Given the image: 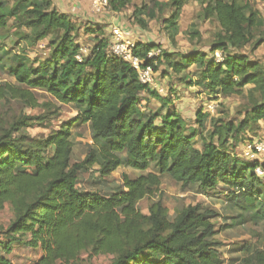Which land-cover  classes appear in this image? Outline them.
<instances>
[{
  "label": "trees",
  "instance_id": "1",
  "mask_svg": "<svg viewBox=\"0 0 264 264\" xmlns=\"http://www.w3.org/2000/svg\"><path fill=\"white\" fill-rule=\"evenodd\" d=\"M188 1L149 0L137 5L135 0H110L109 8L121 12L132 7L134 22L144 30L148 20L163 17L172 48L163 51L156 49L160 44L136 42L130 49L141 68L150 67L155 74L165 66L182 74L201 66L197 84L210 94L240 95L248 85H253L252 94H259L238 125L216 126L211 139L202 138L201 149L194 140L202 137L209 113L199 111L197 129L189 130L176 111L162 114L163 98L157 110H144L140 97L144 91L150 94L149 84L141 82L139 70L130 62L111 54L112 40L102 37L100 29L86 31L94 35L95 44L84 55L76 42V24L52 0H18L13 9L8 0H0V28L7 27L12 15H19L21 27L26 28L22 39L29 46L51 37L46 62L31 65L22 56L11 61L15 82L0 84V117L2 103L12 101L50 110L53 104L43 95L78 110L75 118L39 142H28L21 131L43 117L23 113L11 121L0 120V212L9 206L12 214L1 228L0 244L10 256L16 245L40 250L36 264H73L84 253L91 258L110 257V264H227L215 251L213 219L218 212L214 208L188 205L172 216L162 198L152 201L146 213L139 206L161 185L159 173L169 174L184 188L199 185L208 191L223 185L227 191L239 192L233 194L236 199L261 193L257 186L264 176L255 172L259 164L240 160L224 148V141L225 132H242L252 122L264 121V67L248 55L229 54L254 41L264 43V31L256 39L263 15L250 2L209 0L205 16L215 17L221 29L210 50L225 53L224 60L214 56L207 60V54L200 52L181 56L175 43ZM158 50V55L149 56ZM152 95L157 97L155 92ZM78 122L89 123L104 146L73 163V127ZM123 154L129 167L143 173L124 174L122 187L111 195L77 186L79 173L95 165L101 177L111 176L124 164ZM153 163L159 173L147 172ZM241 165L251 171L249 177L241 174ZM261 168L264 171V164ZM11 258L0 256V264H12ZM228 264H264V248Z\"/></svg>",
  "mask_w": 264,
  "mask_h": 264
},
{
  "label": "rangeland",
  "instance_id": "2",
  "mask_svg": "<svg viewBox=\"0 0 264 264\" xmlns=\"http://www.w3.org/2000/svg\"><path fill=\"white\" fill-rule=\"evenodd\" d=\"M17 1L8 0L9 7L13 9ZM142 1L148 2L149 0H135L134 4L140 5ZM208 1L189 0L183 8L179 20V33L176 36L175 43V48L181 56H189L194 52H200L207 54V60L213 56L216 58L215 52L213 53L210 48L218 42L221 29L215 17L207 18L205 16L204 10ZM237 1L239 3L250 2L255 5L264 18V0ZM129 9L130 12L127 11ZM127 10L128 16L132 15L133 8L130 7ZM166 15L164 14V16ZM19 18V15H12L8 20L7 27L0 28V84L15 82V78L11 73V61H17L21 56L29 64L36 66L50 59L51 37L35 46H29L26 40L22 39L26 28L21 27ZM69 18L77 26L76 42L82 47V54L86 55L94 45L92 41L94 36H88L86 31L94 27L95 23L83 18H74L71 15ZM148 22V28L144 30L145 40L161 45L156 49L170 50L173 44H171V40L164 30L163 17L160 16L155 20H148ZM132 23L137 25L134 21ZM263 31L264 21L259 27L256 39L261 37ZM229 54L248 55L251 60L259 62L264 67V43L257 45L254 41L242 49L231 50ZM180 58H178V61ZM163 70H168L169 74L164 76L162 74ZM201 72V66H192L182 74H174L163 66L158 73L154 74L155 85L149 84L150 94L148 91H144L140 97V104L146 111L157 110L162 105L159 99H165L162 114L168 111H176L183 117L189 130L197 129L199 111L209 113V117L205 122L206 128L201 134L202 137L198 135L194 140L195 146L199 149L203 145L202 138L211 139L216 126L238 125L246 117L247 109L252 105V100L260 99L257 92L251 93L253 85L246 86L240 95L223 97L210 94L203 84H197L199 78H201ZM191 82L195 85H190ZM153 92L156 93V98L152 95ZM42 98L51 102L53 108L50 110L29 108L17 101L2 103L0 120L3 122L11 121L23 113L35 118L43 117L44 119L33 120L21 131L28 137V142H39L46 139L53 131L60 129L63 123L78 115V110L73 105H63L50 95H43ZM198 133L200 134V132ZM225 136L224 148L242 161L259 164L255 171L258 174L259 168L264 164V151L262 150L259 153L250 151L249 146L264 143V121L252 122L242 132H225ZM72 140L74 144L73 163L82 161L90 150L104 146V141L95 137L89 123H76L73 127ZM122 157L124 164L109 177H101L98 165L88 171L80 172L77 186L83 190L98 191L102 195L115 193L122 187L124 174L136 177L143 173L127 165L126 154H123ZM239 169L241 174L247 177L250 176L251 171H247L245 166L241 165ZM260 170L263 171L262 168ZM147 172L159 173V170L153 163ZM159 174L162 181L161 185L155 188L152 195L144 198L139 203L143 212L146 213L149 204L159 198H162L172 216L188 205L200 204L204 207L214 208L218 212V216L213 219L217 232L214 239L217 244L215 251L225 258L227 264L228 260L229 263H233L236 259L247 256L250 251L254 252L264 248V178L257 186V189L261 191L260 196H240L236 199L233 194L239 196V192L236 194L227 191L223 185L208 191L201 190L199 185L184 188L169 174ZM11 217L9 207L0 212V240H2L1 228L8 225ZM15 249L16 252L31 250L16 245L14 246ZM0 256L14 258L17 255L10 256L4 246L0 244ZM73 264H110V257L91 258L84 253Z\"/></svg>",
  "mask_w": 264,
  "mask_h": 264
},
{
  "label": "crops",
  "instance_id": "3",
  "mask_svg": "<svg viewBox=\"0 0 264 264\" xmlns=\"http://www.w3.org/2000/svg\"><path fill=\"white\" fill-rule=\"evenodd\" d=\"M54 6L60 13L74 18H83L95 23V28L100 29L102 37L110 40H120L134 45L138 41L148 42L145 40L144 29L132 23L134 18L132 15L128 16L129 10L121 12L108 11L106 9L100 13L94 12L92 2L90 0H52ZM88 36L92 34L87 33ZM94 36V35H92ZM95 44V40H92ZM9 206H6L8 208ZM12 264H35L40 259L42 253L40 250H25L16 252L14 250L12 255Z\"/></svg>",
  "mask_w": 264,
  "mask_h": 264
},
{
  "label": "built area",
  "instance_id": "4",
  "mask_svg": "<svg viewBox=\"0 0 264 264\" xmlns=\"http://www.w3.org/2000/svg\"><path fill=\"white\" fill-rule=\"evenodd\" d=\"M90 1L92 2L94 12L100 13L106 9H110L109 8L110 0H90ZM131 46H133V45H131L127 42H122L120 40H112V42H111V54L123 58L124 60L130 62L133 67L138 69L139 73H140L139 75H140L141 82L146 83V84L155 85V82L153 80V78H154L153 70L150 67L146 68V69L141 68V61L132 54V51L130 49ZM159 53H160V50L150 52L149 56L153 57V56L158 55ZM215 56H216L217 61H223L224 60V56H223L222 52H220V51H217L215 53ZM77 58L80 61L82 60L81 56H77ZM159 90L162 91L161 88H159ZM249 149H250V151H256L259 153L262 150L264 151V143L261 142V143L255 144V145H250ZM260 169L261 168H259L258 174L264 176V171H262Z\"/></svg>",
  "mask_w": 264,
  "mask_h": 264
}]
</instances>
